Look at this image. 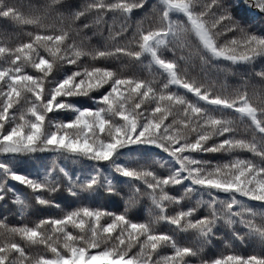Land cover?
I'll use <instances>...</instances> for the list:
<instances>
[{
    "label": "snow or ice",
    "instance_id": "1",
    "mask_svg": "<svg viewBox=\"0 0 264 264\" xmlns=\"http://www.w3.org/2000/svg\"><path fill=\"white\" fill-rule=\"evenodd\" d=\"M0 264H264V0H0Z\"/></svg>",
    "mask_w": 264,
    "mask_h": 264
}]
</instances>
